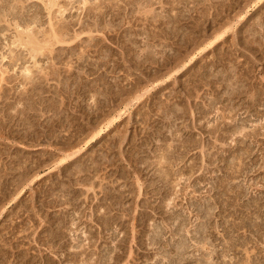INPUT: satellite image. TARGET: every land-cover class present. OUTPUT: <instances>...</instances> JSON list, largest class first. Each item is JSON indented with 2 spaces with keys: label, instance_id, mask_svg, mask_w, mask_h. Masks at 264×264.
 Segmentation results:
<instances>
[{
  "label": "rangeland",
  "instance_id": "374dc122",
  "mask_svg": "<svg viewBox=\"0 0 264 264\" xmlns=\"http://www.w3.org/2000/svg\"><path fill=\"white\" fill-rule=\"evenodd\" d=\"M12 4L0 264H264V0Z\"/></svg>",
  "mask_w": 264,
  "mask_h": 264
},
{
  "label": "bare ground",
  "instance_id": "6f19581e",
  "mask_svg": "<svg viewBox=\"0 0 264 264\" xmlns=\"http://www.w3.org/2000/svg\"><path fill=\"white\" fill-rule=\"evenodd\" d=\"M50 2V1H49ZM72 2V1H71ZM101 2V1H100ZM149 2V1H148ZM17 3V2H16ZM86 1H84L83 2V5H86ZM93 4V3H92ZM152 4V3H151ZM51 5V4H50ZM65 5V4H64ZM101 5V4H100ZM18 6V5H17ZM47 6V5H46ZM130 6V5H129ZM6 7V6H5ZM31 7V6H30ZM20 8H21V6H20ZM31 8H33V7H31ZM19 9V8H18ZM18 9H17V7L15 6V4H14V6H13V4L12 5H10V7H9V10L10 11H7L6 12V10L4 11V8H3V10L1 11V13H0V22H5V20L7 19V17H11V18H18L20 21H22L23 23H27V22H29V21H27V16H29L28 14H29V12H31V11H29V9L27 10L26 8H22V10H25V12H21V11H18ZM35 9H36V6H35ZM36 13H38L37 12V10H34V11H32V14H34V18L32 17H30V20H31V22H34V21H37L36 19H37V15H36ZM96 16V15H95ZM29 18V17H28ZM38 21H39V19H38ZM19 23V22H18ZM32 24V23H31ZM72 24V23H71ZM27 25H29L30 26V22H29V24H27ZM28 26V27H29ZM71 26V25H70ZM9 27V26H8ZM31 27V26H30ZM88 27V26H87ZM104 27V26H103ZM3 29V28H2ZM7 29V28H6ZM5 30V29H4ZM4 30H1V28H0V31H4ZM69 30V29H68ZM19 34V33H18ZM26 34V35H25ZM25 34H23V35H25V39L27 38L28 39V37L27 36H29V34L27 35V32L25 33ZM31 37V36H30ZM23 37H22V35H19V39H18V41H19V43H20V45H22V46H24V47H27L28 46V44H29V46H30V48H29V53H30V57H31V59H33V60H35L36 59V57L38 56V54L40 53V52H42L43 50H44V46H41V45H38V44H36V42H33V40H31V38L29 39V41H28V43L25 41V39L23 40L22 39ZM61 39V38H60ZM62 40L63 39H61V40H59V41H61L62 42ZM58 41V39H57V42H59ZM49 42V41H48ZM47 42V43H48ZM60 42V43H61ZM17 44H18V42H17ZM54 43H48V44H45L46 46L45 47H47L48 49L47 50H49L50 49V47L53 45ZM44 45V44H43ZM48 45V46H47ZM54 46V45H53ZM52 46V47H53ZM88 46V45H87ZM51 47V48H52ZM46 50V49H45ZM12 49L10 48V50H9V52H11L12 53ZM27 52V53H28ZM47 52V51H46ZM50 52H51V49H50ZM20 54V53H19ZM9 55V54H8ZM15 55V54H14ZM10 56V55H9ZM7 57V56H6ZM11 57H14V56H11ZM9 58V60H13L12 58ZM17 57H18V54H17ZM16 57V55H15V57L14 58H17ZM19 58V59H18ZM16 60H15V62L14 61H12L11 62V64L9 65V66H7V67H9V69L10 68H12V67H14V65L16 64V62H21L22 64H25L27 61L26 60H24L25 58H23V56H22V58H20V55H19V57H18ZM5 60H6V58H5ZM24 60V61H23ZM28 60V59H27ZM80 60V59H79ZM81 60H83V59H81ZM3 61V60H2ZM1 61V62H2ZM7 62V61H6ZM19 62V63H20ZM37 63V62H36ZM1 64V63H0ZM8 69V70H9ZM13 69V68H12ZM34 69V68H33ZM21 70H22V77L21 78H23V85L25 86V85H27L26 83L27 82H29V83H33L34 81H31L32 80V77H33V75L35 74L34 72H33V70L30 68V67H27V66H25L23 69L21 68ZM11 71V70H10ZM6 72V71H5ZM9 72V71H8ZM21 73V72H20ZM3 74V72H2V69H1V72H0V75H2ZM19 75V74H18ZM11 77V76H10ZM13 77V76H12ZM18 77V76H17ZM50 77V76H49ZM5 78H7V77H5ZM2 79V81L4 82H6L7 80L6 79ZM9 78V77H8ZM10 80H11V78H9ZM8 79V80H9ZM13 80H14V77H13ZM34 80V79H33ZM21 81H22V79H21ZM9 83V82H8ZM7 84V83H6ZM63 84V83H62ZM30 85V84H29ZM37 88V87H36ZM2 93V92H1ZM9 98V97H8ZM6 99V98H5ZM12 102V101H11ZM9 107V106H8ZM2 112V111H1ZM11 112V111H10ZM16 112V111H15ZM6 113V112H5ZM20 113V112H19ZM4 115V114H3ZM10 115V114H9ZM0 116H1V114H0ZM13 117V116H12ZM2 119V118H1ZM0 119V120H1ZM24 119V118H23ZM5 120H6V118H5ZM2 122V121H1ZM0 122V123H1ZM10 122V121H9ZM7 124V123H6ZM9 125V124H8ZM2 126H3V124H2ZM5 127V126H4ZM158 234V233H157Z\"/></svg>",
  "mask_w": 264,
  "mask_h": 264
}]
</instances>
